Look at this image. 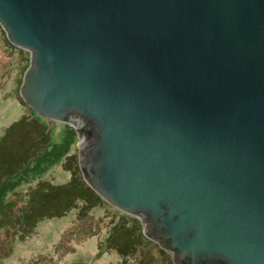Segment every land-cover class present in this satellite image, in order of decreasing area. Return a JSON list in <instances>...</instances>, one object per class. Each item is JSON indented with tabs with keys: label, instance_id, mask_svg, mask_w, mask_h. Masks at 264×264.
<instances>
[{
	"label": "water",
	"instance_id": "1",
	"mask_svg": "<svg viewBox=\"0 0 264 264\" xmlns=\"http://www.w3.org/2000/svg\"><path fill=\"white\" fill-rule=\"evenodd\" d=\"M21 96L175 264H264V0H0Z\"/></svg>",
	"mask_w": 264,
	"mask_h": 264
},
{
	"label": "rangeland",
	"instance_id": "2",
	"mask_svg": "<svg viewBox=\"0 0 264 264\" xmlns=\"http://www.w3.org/2000/svg\"><path fill=\"white\" fill-rule=\"evenodd\" d=\"M8 37L7 32L0 24V139L12 123L21 121V118L31 115L34 111L21 96V86L24 74L30 65L31 54L29 51L15 46ZM14 107L18 108L15 110ZM17 109L19 110L17 111ZM34 112V114L37 113ZM42 119L47 123V127L52 133L50 144L37 156L33 168L26 175L17 174L14 176L15 178L0 182L1 186L8 187L7 199L4 200L10 206L17 204V201H23L26 191H30L31 187L35 185V181L40 179H46L59 185L72 182L76 187L83 188L84 186L80 181L81 171L79 174L75 170L73 156L78 155L79 138L77 135L72 136L70 151L65 157L62 155L51 161L52 163H44L43 157L51 153L48 152V149L63 144L72 134L67 123L45 117ZM22 128L8 145L13 153L24 152L26 146L36 139L39 132L37 126L31 124ZM77 163L79 164L78 156ZM1 186L0 190H3ZM26 199L25 194V203ZM77 203L78 208L66 216L51 218L41 214L39 221L35 223V228L32 232L29 230L30 233L26 236L17 231L19 226L28 229L27 223H23L25 215L10 219H3L0 215V264H138L141 263L142 257L150 259L144 260L148 261L147 264H175L172 253L146 237L144 232L137 227V222L133 220L132 216L123 214L103 199V204L91 210L88 215L90 218L80 219L77 211L82 213L85 202L78 199ZM113 215L118 218L113 220ZM122 216L125 217L123 228L132 240L135 241L138 234L142 233L152 243L148 244L146 241L145 245L138 246L132 254L123 256V261L116 253L111 254L113 252L104 257V251L100 250V253L96 255L97 240L100 239L102 250L106 251L108 248L106 237L101 234L103 229L109 227L110 224H107L105 220L109 222L113 220L111 225H114L117 220H121ZM137 221L143 228L138 218ZM103 242L104 244H102ZM4 245L9 251L4 249ZM143 247L145 248L142 252Z\"/></svg>",
	"mask_w": 264,
	"mask_h": 264
},
{
	"label": "trees",
	"instance_id": "3",
	"mask_svg": "<svg viewBox=\"0 0 264 264\" xmlns=\"http://www.w3.org/2000/svg\"><path fill=\"white\" fill-rule=\"evenodd\" d=\"M33 112L29 116L25 115L23 118H21V121L12 123L10 127L6 129L5 134L0 139V182L15 178L14 176L17 174L26 175L29 170L33 168V163L37 159V156L41 154L51 142L52 133L47 127V123L44 121V119H42L43 116L41 117V115L38 113L34 114L35 112ZM27 124L37 126L39 132L37 133L36 139L26 146L24 152L20 154L11 152L8 145L11 144L12 139H15V134L23 129L22 127ZM69 130L72 134L70 138L66 139L63 144L48 149V152L51 153H49L48 156L43 157L45 164L60 158L62 155L65 157L69 153L70 143L73 138L72 136L77 135L70 126ZM73 156L75 158V170L80 174L81 170L79 164L77 163V155ZM76 172L75 174H77ZM80 181L84 184L83 188L74 186L72 182L59 185L46 179L37 180L34 183L35 185L31 187L30 191L28 190L25 193L27 196L26 203L24 200V194L23 201H17V204H11V206L6 202V200H4L7 199L6 194L8 187L0 185L1 188H3V190H0V215L3 217V219H10L12 217H19V215H25L23 218V223H27L28 229L19 226L17 231L26 236V234L30 233L29 230L32 232V230L35 228V223L39 221L41 214L42 216L45 215L51 218L69 215L70 212H73L76 210V208H78V199H82L85 202L82 213L79 211H77V213L80 219L87 220L90 218L88 215L91 210H94V208L103 204V198L100 197L85 182L81 174ZM112 217L113 220L118 218L116 215H113ZM124 218L122 216L121 220H117L116 224L114 225H111L113 220L111 222L105 220L107 224H110L109 227H105L103 229L101 234L106 237L108 248L106 251L102 250L101 241L100 239L97 240V245L95 246L97 248L96 255L100 253V250L104 251V257L110 255V252H113L111 254L116 253L122 258L123 261V256L132 254L137 250L138 246L145 245L146 241L148 244L152 243L150 240H147L146 237L142 235V233L138 234V236L135 238V241L132 240L127 231L123 228ZM132 218L133 220H136L137 227L142 230L139 221H137L134 216H132ZM102 244H104V242ZM145 247L142 248V252ZM4 249L9 251L5 245ZM145 259L149 258L142 257L141 263L138 264H147L148 261H144ZM124 262L126 263V260Z\"/></svg>",
	"mask_w": 264,
	"mask_h": 264
},
{
	"label": "bare ground",
	"instance_id": "4",
	"mask_svg": "<svg viewBox=\"0 0 264 264\" xmlns=\"http://www.w3.org/2000/svg\"><path fill=\"white\" fill-rule=\"evenodd\" d=\"M10 106V105H9ZM16 108H18V107H16ZM16 108L14 107L13 109H15L16 110ZM15 110H13V111H15ZM19 109H17V111H18ZM9 113V112H8ZM14 113H16V112H14ZM81 170V169H80Z\"/></svg>",
	"mask_w": 264,
	"mask_h": 264
}]
</instances>
